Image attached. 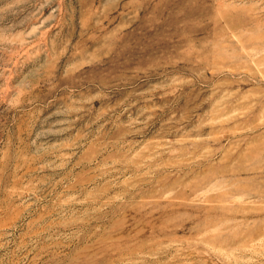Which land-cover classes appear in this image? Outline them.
<instances>
[{
    "label": "rangeland",
    "instance_id": "obj_1",
    "mask_svg": "<svg viewBox=\"0 0 264 264\" xmlns=\"http://www.w3.org/2000/svg\"><path fill=\"white\" fill-rule=\"evenodd\" d=\"M0 264H264V0H0Z\"/></svg>",
    "mask_w": 264,
    "mask_h": 264
}]
</instances>
